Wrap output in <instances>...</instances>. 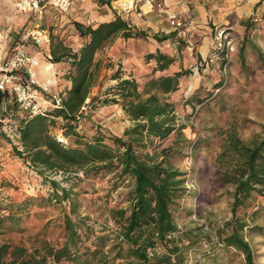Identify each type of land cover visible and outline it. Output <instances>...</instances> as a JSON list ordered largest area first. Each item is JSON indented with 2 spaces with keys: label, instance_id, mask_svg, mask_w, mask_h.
Listing matches in <instances>:
<instances>
[{
  "label": "trees",
  "instance_id": "obj_1",
  "mask_svg": "<svg viewBox=\"0 0 264 264\" xmlns=\"http://www.w3.org/2000/svg\"><path fill=\"white\" fill-rule=\"evenodd\" d=\"M98 2L113 16L96 26L74 22L82 38L77 51L67 47L62 39L51 42L48 60L68 61L73 69L69 88L62 93L57 91L62 97L61 104L42 105L40 113L30 115L17 106L8 89L0 90V103L4 98L11 99L9 110L17 112V122L11 130L18 134L23 146V150H16L19 157H24L37 170L68 173L74 169L82 170V177L113 173L115 177L125 178L126 204L110 203L106 194L104 205L98 206L105 222L102 229L96 230L88 224V216L79 213L83 205L73 187L82 177L63 179L66 186L56 179L46 180L43 194L8 200L0 209V264H202L198 260L202 252L197 244L204 239L213 244L212 237L208 231H201V227L179 228L173 214L178 200L188 192L183 184L185 180L180 177L182 173L168 162L175 149L162 148L160 159L156 155H140L136 149L152 142L151 137L161 142L177 130L173 105L153 94L141 98L137 81L123 77L120 72L111 77L117 83L106 89L103 93L106 97L91 93L99 69L94 61L97 50L117 36L125 39L146 36L126 15L111 9L107 1ZM154 38L161 41L168 37ZM240 55L244 60L243 52ZM146 59H154L153 70L159 72L176 61L159 49L147 54ZM229 65L230 61L226 68ZM187 73L188 70L181 69L159 75L151 79L150 86L162 92L176 91L179 79ZM224 85L220 81L216 87ZM212 95L200 99L199 105L211 104ZM119 101L134 120L123 135H110L98 129L89 134L78 129L87 109L92 111L97 106ZM216 163L219 183L234 187L233 209L251 191L264 195V136L244 141L229 133ZM54 210L59 213L52 217ZM31 217L45 221L35 233L26 236ZM52 223L58 228L53 238L48 237ZM246 225L233 213L216 234L223 249L232 248L243 256L245 264H256L252 247L243 234ZM14 234L18 236L16 240ZM191 253L194 262L189 259ZM203 254L202 258L209 257Z\"/></svg>",
  "mask_w": 264,
  "mask_h": 264
},
{
  "label": "rangeland",
  "instance_id": "obj_2",
  "mask_svg": "<svg viewBox=\"0 0 264 264\" xmlns=\"http://www.w3.org/2000/svg\"><path fill=\"white\" fill-rule=\"evenodd\" d=\"M14 1L0 0L2 55L11 52L13 43L20 37L24 26L32 23L31 18L26 19L28 13H22L14 7ZM190 15L191 11L190 14H185V18ZM112 16V12L105 5L91 0L77 4L68 14L60 13L49 6L41 24L50 30L52 43L62 39L67 47L77 51L81 47L82 38L79 37L74 22L96 26ZM129 21L144 30L146 36L127 39L117 36L97 50L94 61L99 64V69L95 85L91 88L92 95L106 97L103 94L106 89L117 83V79L111 77L120 72L123 77L137 81L141 98L153 94L160 101L171 103L177 130L161 142L156 137H151L152 142L136 149L140 155H156L158 159L162 157V148L171 146L175 149L168 162L182 173L180 177L185 180L183 184L188 191L178 200L173 211L178 227L184 230L201 227V231H208L212 237L213 244H208L205 239L197 244L202 252L198 255L202 264H245L243 256L237 251L222 248L216 234L234 213L235 217L247 224L243 227V234L252 247L255 263L264 264V195L251 191L248 196L241 197L242 203L233 209L234 187L219 183L216 163V157L229 133H235L244 141L264 136V9L254 8L251 15L243 21V29L239 33L233 29L236 40L229 56L230 65L226 69L223 68L222 60L207 64L205 60L198 59L195 50L187 49L184 41L177 36L173 39L174 42H166L168 45L163 46L160 43L163 40L157 41L161 51H168L171 45L174 46L171 55L182 69L188 70L176 93L162 92L150 86L151 79L164 72L154 71V59H146L155 46L152 34L158 33L146 24L137 23L136 18L133 22ZM241 52L244 60L241 59ZM49 62L46 57L41 60L39 78L44 82L54 73L56 84L52 90L62 93L71 84L69 75L73 69L68 61L51 62L52 65L47 67ZM220 81L225 82V85L218 89L216 85ZM211 94V104L199 105L200 99ZM89 110L84 113L85 117L78 128L82 132L91 134L98 129L106 134L121 136L125 129L134 124V120L122 108V101ZM2 113L0 103V209L5 207L8 200L18 201L25 195L43 194L46 191V180L56 179L66 186L63 179L83 176L82 170L72 169L68 173L56 169L37 170L24 157H19L16 150H23V146L18 134L11 130V126L17 122V112L10 110L5 116ZM126 183L125 178L115 177L112 173L82 177L75 184L73 190L83 205L79 208V213L88 216L87 222L90 226L96 230L102 229L105 219L98 206L104 205L106 194L110 196V203L119 201L121 205L126 204ZM58 213L59 210H54L51 216L55 217ZM44 221L45 219L31 217L27 222L29 230L24 235L35 233ZM51 225L53 228L49 229L48 237L53 238L57 235L55 232L58 228L53 223ZM13 236L15 240L18 238L16 234ZM203 253L209 257L202 258ZM194 258V254H189L190 261L194 262Z\"/></svg>",
  "mask_w": 264,
  "mask_h": 264
},
{
  "label": "built area",
  "instance_id": "obj_3",
  "mask_svg": "<svg viewBox=\"0 0 264 264\" xmlns=\"http://www.w3.org/2000/svg\"><path fill=\"white\" fill-rule=\"evenodd\" d=\"M91 0H15L14 7L28 13L32 23L25 27L20 37L16 39L11 48L10 55L2 59L0 57V90L8 89L17 106L35 115L41 112L42 105L59 106L62 101L61 95L52 90L56 84V78L41 81L38 68L43 57H50L49 50L52 42L51 32L41 24V20L49 6L63 14H68L73 8L83 2ZM99 1V0H97ZM111 9L117 13L126 15L129 20L143 19L148 12L154 11L156 16L166 15L169 25L176 31V36L192 48L197 39L192 37L197 26L188 19L167 14L170 11L173 0H104ZM256 17L259 19L258 14ZM236 34L231 27L217 26L213 31V42L210 46L205 62L215 64L222 60L223 68L226 69L230 60V53L234 49ZM34 47V52L28 50V46ZM52 65L51 62H49ZM9 99L1 101L2 114L9 110ZM86 112V110H84ZM0 117V121H1ZM2 149L0 145V160ZM1 165V163H0Z\"/></svg>",
  "mask_w": 264,
  "mask_h": 264
},
{
  "label": "crops",
  "instance_id": "obj_4",
  "mask_svg": "<svg viewBox=\"0 0 264 264\" xmlns=\"http://www.w3.org/2000/svg\"><path fill=\"white\" fill-rule=\"evenodd\" d=\"M254 8L264 9V0H173L172 7L170 11L167 12V14H173L177 17L191 20L196 24L197 30L193 33L192 37L194 39H197L198 41L194 46H192V48L187 45L186 46L187 49L191 51L195 50L198 59L201 58L204 61V59L208 56L210 46L213 42V31L215 27H231L239 33L243 29V21H245V19L251 15ZM188 9H190L191 15L189 16V18H185V14H190V11ZM29 18L30 17L27 15L26 19L28 20ZM136 22L139 24H146L147 26L153 28L155 30L154 32L158 33L152 34V39L155 42L153 51L157 49L161 50L159 47L160 43H163V46L168 45L167 43H169V41L171 43V41H173V39L175 40L176 38V31L169 25L166 15L156 16V13L154 11H150L147 13L145 18L137 19ZM28 25L29 24L27 23L24 28ZM154 37L168 38L159 43L157 41L160 40H157ZM171 46L167 49L168 51H162L171 55L174 47ZM28 50L33 53L34 47L32 45H29ZM9 55L10 53H5L3 55L2 53H0V57L2 59L7 58ZM152 65L155 66V63ZM48 66L51 65L48 64L47 67ZM181 69V65L175 61L169 66L167 71L165 70L161 74H172ZM54 77L56 76L53 73L48 77L47 80ZM182 77L179 79V87L182 83ZM178 90L179 89H177L176 91H172V93H176Z\"/></svg>",
  "mask_w": 264,
  "mask_h": 264
},
{
  "label": "bare ground",
  "instance_id": "obj_5",
  "mask_svg": "<svg viewBox=\"0 0 264 264\" xmlns=\"http://www.w3.org/2000/svg\"><path fill=\"white\" fill-rule=\"evenodd\" d=\"M49 80H51V79H49Z\"/></svg>",
  "mask_w": 264,
  "mask_h": 264
}]
</instances>
